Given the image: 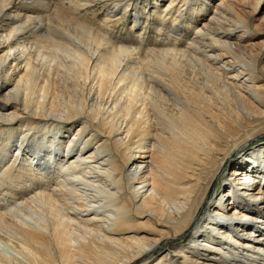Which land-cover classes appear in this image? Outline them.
Listing matches in <instances>:
<instances>
[{
    "label": "bare ground",
    "instance_id": "1",
    "mask_svg": "<svg viewBox=\"0 0 264 264\" xmlns=\"http://www.w3.org/2000/svg\"><path fill=\"white\" fill-rule=\"evenodd\" d=\"M260 5L0 0V264H264Z\"/></svg>",
    "mask_w": 264,
    "mask_h": 264
},
{
    "label": "rangeland",
    "instance_id": "2",
    "mask_svg": "<svg viewBox=\"0 0 264 264\" xmlns=\"http://www.w3.org/2000/svg\"><path fill=\"white\" fill-rule=\"evenodd\" d=\"M216 4V3H215ZM263 10H264V5H260L259 7H258V10H257V12H256V14H257V16H262V12H263ZM262 142H264V137L262 138H258V139H255L254 141H251L250 143H249V145L247 146H245L244 147V151L243 152H245V151H247V150H251V148H253V146H258L259 145V143H262ZM253 145V146H252ZM238 152H239V150H237L236 152H235V154L233 155V157L228 161V162H235L236 160H238V157H240L241 156V154L239 153L238 154ZM230 168V167H229ZM230 170L227 168V170L226 171H224V172H222L221 173V175H220V178H222L221 179V182L219 183V184H221L222 183V181H223V178H225V177H227L228 178V172H229ZM222 176V177H221ZM214 185V186H213ZM216 186H217V183H214V184H212V187H211V193H210V197H213V199H216V198H218L219 197V195H220V190H217V188H216ZM230 214V212H228L227 213V215H229ZM206 217V216H205ZM206 220V219H205ZM203 224V222L201 223V225ZM202 228H205V225L203 224L202 226H201ZM206 230V229H205ZM191 236H192V234L191 233H189V231L186 233V235H185V243H187L189 240H190V238H191ZM0 252L2 253V254H5V255H8L9 257H15V258H18V259H21V257L18 255V254H16L14 251H12L11 249H9V248H7L5 245H2L1 243H0Z\"/></svg>",
    "mask_w": 264,
    "mask_h": 264
}]
</instances>
